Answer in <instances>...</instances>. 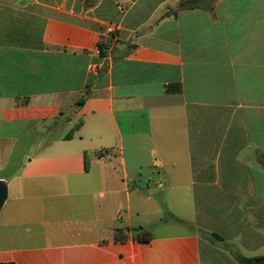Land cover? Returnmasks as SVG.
<instances>
[{
    "label": "crops",
    "instance_id": "crops-1",
    "mask_svg": "<svg viewBox=\"0 0 264 264\" xmlns=\"http://www.w3.org/2000/svg\"><path fill=\"white\" fill-rule=\"evenodd\" d=\"M184 1L0 0V264L264 255V0Z\"/></svg>",
    "mask_w": 264,
    "mask_h": 264
},
{
    "label": "trees",
    "instance_id": "trees-1",
    "mask_svg": "<svg viewBox=\"0 0 264 264\" xmlns=\"http://www.w3.org/2000/svg\"><path fill=\"white\" fill-rule=\"evenodd\" d=\"M200 0H188V1H184L181 2V7L183 8H193L195 6L196 3H198ZM180 89L179 87H167V92L171 93V92H178ZM88 94V91L85 92V95ZM81 126V123L77 124L74 128V130H78ZM72 133L67 134L65 136V139H69L71 138ZM127 234H129L130 232L132 233H136L134 236H132V239L136 240V241H140V242H148L151 239V235L148 231L146 230H142V229H132L129 230L127 229L125 231ZM120 234H122V236H120V239L122 241L127 240L129 237L128 235L124 234V232H118ZM212 237L217 238L218 240H220V238L217 235L212 234ZM238 263L239 264H264V255L263 256H258V257H254V258H246V257H242L239 256L238 257ZM7 264H14V263H7Z\"/></svg>",
    "mask_w": 264,
    "mask_h": 264
},
{
    "label": "water",
    "instance_id": "water-1",
    "mask_svg": "<svg viewBox=\"0 0 264 264\" xmlns=\"http://www.w3.org/2000/svg\"><path fill=\"white\" fill-rule=\"evenodd\" d=\"M6 200H7V184L3 181H0V210L3 207Z\"/></svg>",
    "mask_w": 264,
    "mask_h": 264
},
{
    "label": "rangeland",
    "instance_id": "rangeland-1",
    "mask_svg": "<svg viewBox=\"0 0 264 264\" xmlns=\"http://www.w3.org/2000/svg\"><path fill=\"white\" fill-rule=\"evenodd\" d=\"M57 130H59L60 133L54 134L55 136H63L65 134H70V133H73L74 132L73 131V127H71V126H69L67 124H64L63 127L57 128ZM50 138H51V136L50 135H47V139H48L47 143L50 142Z\"/></svg>",
    "mask_w": 264,
    "mask_h": 264
},
{
    "label": "built area",
    "instance_id": "built-area-1",
    "mask_svg": "<svg viewBox=\"0 0 264 264\" xmlns=\"http://www.w3.org/2000/svg\"><path fill=\"white\" fill-rule=\"evenodd\" d=\"M105 33H106L107 35L114 36L115 33H116V28H115V26L112 25V24H109V25L106 27V29H105ZM91 69H92V68H90V70H91Z\"/></svg>",
    "mask_w": 264,
    "mask_h": 264
}]
</instances>
